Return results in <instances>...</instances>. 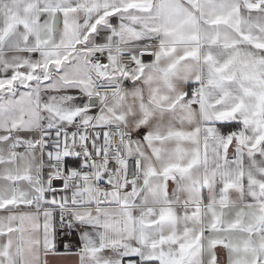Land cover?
<instances>
[{
	"label": "snow or ice",
	"instance_id": "obj_1",
	"mask_svg": "<svg viewBox=\"0 0 264 264\" xmlns=\"http://www.w3.org/2000/svg\"><path fill=\"white\" fill-rule=\"evenodd\" d=\"M264 264V0H0V264Z\"/></svg>",
	"mask_w": 264,
	"mask_h": 264
},
{
	"label": "crops",
	"instance_id": "obj_2",
	"mask_svg": "<svg viewBox=\"0 0 264 264\" xmlns=\"http://www.w3.org/2000/svg\"><path fill=\"white\" fill-rule=\"evenodd\" d=\"M49 264H78V258L74 255L49 256Z\"/></svg>",
	"mask_w": 264,
	"mask_h": 264
}]
</instances>
